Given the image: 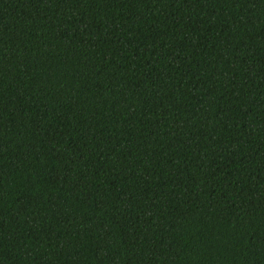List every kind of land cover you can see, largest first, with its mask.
I'll list each match as a JSON object with an SVG mask.
<instances>
[{
  "label": "trees",
  "instance_id": "1",
  "mask_svg": "<svg viewBox=\"0 0 264 264\" xmlns=\"http://www.w3.org/2000/svg\"><path fill=\"white\" fill-rule=\"evenodd\" d=\"M0 264H264V0H0Z\"/></svg>",
  "mask_w": 264,
  "mask_h": 264
}]
</instances>
